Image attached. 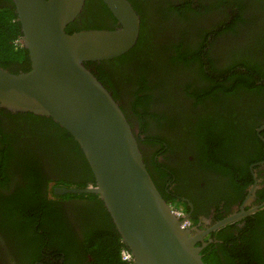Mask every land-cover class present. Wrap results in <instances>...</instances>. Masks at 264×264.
Wrapping results in <instances>:
<instances>
[{"label": "flooded vegetation", "instance_id": "obj_1", "mask_svg": "<svg viewBox=\"0 0 264 264\" xmlns=\"http://www.w3.org/2000/svg\"><path fill=\"white\" fill-rule=\"evenodd\" d=\"M129 1L140 16L138 39L143 35V40L151 38L153 42L154 38L157 46L155 56L144 63L142 58L147 57L142 52V46L140 51H133L134 45L116 57L89 62L87 66L119 102L138 139L146 166L163 197L184 210L190 222L191 235L199 236L205 231L201 239L196 241V245L201 247L202 258L204 253L209 264H264V128L261 129L264 125V103L254 116L259 118L261 124L256 123L252 129L254 133L250 135L252 138L255 135L259 142L238 144L234 149L237 159H233L234 154L230 157L233 162L230 167L236 170L215 171L202 167L198 171L195 163L198 157L194 158L193 146L189 145H193L189 124L195 122L193 118L200 114L202 117L203 111L195 115L187 113L192 119L190 120L183 109L190 112L188 106L191 103H187L185 90L194 87L200 91V86L205 87L207 80L202 75H196L195 71L191 73L192 68H198L200 63L186 69L172 66L174 69H170L167 77L170 73H175L177 81L167 90L168 82L167 79L163 80L161 72L162 61L174 55L176 49H205L208 44V50L212 47V56L215 53V66L219 67L227 62L230 53L228 51L223 55L220 37H224L227 41L224 44L227 45H232L228 40L234 38L250 43L249 37L254 35L255 26L239 22L236 32L229 29L226 33L222 32V35H214L217 29L227 25L232 19L231 6L225 7L219 2L207 12V8H212L211 2L218 0H193L194 4H191L190 9H185L182 15L172 5L181 7L189 0ZM7 6L13 10V16H7L9 23H16L19 28V34L12 44L13 51L17 52L19 48L25 49L21 44V26L13 0H0V8L5 10ZM244 16L250 19L249 12ZM162 25L167 30L162 32ZM116 26L117 20L103 0H85L82 10L68 23L66 29L67 32H73L81 29H113ZM232 47L240 48L244 45L236 42ZM7 60L11 62L4 67L0 66L13 73L26 71L30 67L26 49L21 60ZM205 60L203 57V65ZM143 76H146V81ZM198 109L204 110L205 105ZM42 116L0 106V144L4 143L5 134L8 138L13 136L21 141L18 150L12 153L14 158L9 159L11 165L5 171L6 181H2L0 177V198L22 194L28 184L34 187L37 192L33 194L43 198L40 203L50 202L54 205L50 210V217L55 220L59 217L66 219V225H62L60 230L63 236H58V240L71 250L68 249L69 253L61 250L52 252L41 245L39 254L33 255L25 243L10 245L4 224L7 220L2 212L3 207L0 206V264H107V255L101 257L99 254L94 256L93 252L91 255L88 253L89 246L95 241L108 240L114 244L116 240L110 237L111 231L119 235L110 216H105V207L99 210L96 208L100 200L98 195L99 200H96L87 196L95 193L55 192L56 187L94 185L91 169L89 165L85 167L77 160L79 154L73 153V147L69 146V141L64 136V128ZM177 116L178 119L175 118ZM21 123L25 125L22 129L24 140L21 135L16 134V126ZM241 131L248 132L249 129L245 127ZM177 132L181 135H176ZM182 136L184 144L180 142ZM12 144L17 146V143ZM30 162L36 170L28 175L26 168ZM193 164L194 168L191 167ZM88 176L93 179L86 181ZM33 178L39 179L32 182ZM61 179L67 182L60 181ZM254 184L256 186L252 195L248 197ZM239 189L244 190L243 198L238 197ZM241 206L244 211L251 208L254 210L210 230L219 221L239 213ZM9 225L23 227L22 219L15 217ZM41 225L47 228L46 224ZM36 226L39 225L30 224L28 228ZM21 236L28 240L25 231ZM44 237L48 241L49 238L46 235ZM36 243L40 244L41 240L37 239ZM123 249L128 250L134 260L128 247ZM119 261L120 264H133V261L127 263L121 257Z\"/></svg>", "mask_w": 264, "mask_h": 264}, {"label": "water", "instance_id": "obj_2", "mask_svg": "<svg viewBox=\"0 0 264 264\" xmlns=\"http://www.w3.org/2000/svg\"><path fill=\"white\" fill-rule=\"evenodd\" d=\"M103 1L118 26L67 32L85 0H13L30 67L13 73L0 66V106L49 117L72 135L94 185L55 192L97 194L133 264H206L196 245L205 231L195 236L182 226L187 215L178 217L163 197L119 102L87 66L128 51L139 36L140 16L129 0ZM253 210L241 206L210 230Z\"/></svg>", "mask_w": 264, "mask_h": 264}, {"label": "trees", "instance_id": "obj_3", "mask_svg": "<svg viewBox=\"0 0 264 264\" xmlns=\"http://www.w3.org/2000/svg\"><path fill=\"white\" fill-rule=\"evenodd\" d=\"M218 2L221 3V5H225V7L231 6L230 8L232 11L230 15L232 19L227 25H223L221 28L217 29L214 35H222V32L225 31L226 33L229 29L234 33L236 32L239 22H243L247 25L255 26L253 40H251L250 43H247L248 41L243 43L241 39L234 38L229 40L232 42V45L222 44L224 48H233V50L229 51L227 62L223 65H219V67L215 66L216 57L215 53L212 56V47L210 50L207 49L209 44L205 49L202 47L188 48L189 50L185 49L184 51L176 49L175 54L169 56L168 59L162 61L160 58L159 60L162 61L161 72L163 73V80L167 79V73L170 69H174L171 68L172 66L176 69H186L189 66L195 67L196 63H200L198 68H192L191 73L195 71L194 73L196 75H202L207 80V85L205 87L204 85L202 87L200 86V91L194 87L187 88L185 93H187V103H191L190 106H188L190 112L187 109H183V112L186 113L185 115H187L189 119L190 116L187 113H193L195 115V113L203 111L202 117L200 114L199 117L193 118L195 122L189 124V135L193 140V145H189L191 147L193 146L192 149L195 153L194 158L198 157L195 162L197 165L196 170H202L203 167V169L207 170L223 171V169H226L229 172H233L236 169L230 167V163L233 164V162L230 161V157L234 154L233 159H237L234 150L236 146L243 142H259V139L255 135L253 138L250 135L254 133L252 129L255 127V124L259 123V118L254 116L257 115L264 103V0H218L217 2H211L212 8H207L205 4V11L206 8L207 12L211 11L209 9H213ZM192 3L194 4V1L189 0V2L187 1L184 3V6L178 7L172 5V8H175L178 14L182 15L185 9H190ZM207 12H205V14H207ZM247 12L250 13V19L244 16L245 14L247 16ZM10 15L13 16L12 8L9 6L5 7V10L0 8V65L3 67L11 62V60L7 59L21 60L23 55H25V49L23 48H19L17 52L13 51V40H15L19 34V28L16 23H9L8 17H10ZM143 18L144 17H142V20ZM68 32L71 31L68 30ZM217 38L218 37H216V39ZM143 39L144 37L141 35L133 51H140L142 46V52H144V56L147 57L142 58V61L145 63L152 60L151 56H155L157 46L154 42L150 43L148 39ZM236 42L241 45L243 44L244 47H232ZM227 53L228 51L224 52V54ZM203 57L206 59L204 62V65H206L205 69L202 64ZM143 79L146 81V76H143ZM182 92H184V90ZM204 105V110L198 109ZM175 118L178 119V116ZM241 126L243 128H248L249 131H241V129L243 130ZM65 131L66 135L64 134V136L69 141V146L71 148L73 147V153L78 152L79 154L80 159L76 157L77 160L81 165L88 167L79 145L72 135L67 130ZM18 134L23 138V132H19ZM178 135H181V133H178ZM18 140V138L13 136L8 138L7 134L3 136L4 143L0 144V177L2 181H6L5 171L8 165H11L9 159L15 156L12 153L18 150ZM20 142L21 141H19V143ZM180 142L184 144L185 141L183 136L180 138ZM12 143L17 146H14ZM26 144L28 146V143ZM31 157H33V155ZM194 166L195 164L191 167L194 168ZM34 170L36 169H33L30 162L26 168V172L30 175L31 171ZM38 179L33 178L31 181L35 182ZM92 179L93 177L91 178V176H88L85 180L90 181ZM60 181L67 182L62 179ZM77 185L81 186L83 184ZM27 186L28 187L22 194H11L13 196L6 195L4 198H0V206L3 207L2 212L5 214L7 220V222L4 221V224H6L7 242L14 246L25 243L30 247V253L33 255L39 254L41 245L51 249L52 252L61 250L69 253L71 249H69L67 245H61V243H59L60 240H58V236L59 238L63 236L60 234V230L62 225H66V219L64 217L62 219L60 217L56 220L52 219L50 217V210L54 205L50 202H46V204L40 203V200L43 198L33 194L37 192L34 187L29 184ZM237 193L239 194V198L244 197V190L239 189ZM82 195L84 196V194ZM87 196L99 200L97 199V194H88ZM98 203L99 205L96 206L98 210L104 208L102 201L99 200ZM172 204L179 208L177 204ZM105 216L107 217L109 214L106 212ZM15 217L22 219L23 227L9 225ZM43 223L47 225V228L41 225ZM30 224H38L39 226L28 228ZM12 228L20 230V233H10ZM40 230L42 232H39ZM23 231L27 233L28 240L21 236ZM45 235L49 238L48 241L45 240ZM87 237L88 236H86V238ZM110 237L116 240L114 244L110 243L108 240L107 242L95 241L89 246L88 253L91 255L93 252L94 256L99 254L101 257L107 255V264H120V251L125 248L126 245L122 242L120 236L112 231ZM37 239L41 240L40 244L36 243ZM96 258L99 259L98 256H96ZM203 260L206 264H209L207 263L204 253Z\"/></svg>", "mask_w": 264, "mask_h": 264}, {"label": "rangeland", "instance_id": "obj_4", "mask_svg": "<svg viewBox=\"0 0 264 264\" xmlns=\"http://www.w3.org/2000/svg\"><path fill=\"white\" fill-rule=\"evenodd\" d=\"M161 30H162V32L163 31H165V30H167V28H166V26H164V25H162V27H161ZM161 32V33H162ZM250 38V40H253V36H251V37H249ZM150 40V43H152L151 42V38H149ZM159 40H161V37H159ZM229 41V40H228ZM153 42H154V38H153ZM227 41L224 39V37H220V39H219V44H220V47H222V44H224V43H226ZM231 50H233V48H224L223 47V55H224V52L225 51H231ZM174 81H177V75L175 74V73H170L169 75H168V77H167V82H168V86H166V89L168 90L169 89V87H171L172 86V84L174 83ZM176 94V92H174V95ZM25 127V125H24V123H21V125L20 124H18L17 126H16V134H18L19 132H22V129ZM178 133L179 132H177V134L176 135H178ZM19 141H20V139L18 140V144H19ZM10 233H13V234H18V233H20V230H17L16 228H12L11 230H10Z\"/></svg>", "mask_w": 264, "mask_h": 264}, {"label": "built area", "instance_id": "obj_5", "mask_svg": "<svg viewBox=\"0 0 264 264\" xmlns=\"http://www.w3.org/2000/svg\"><path fill=\"white\" fill-rule=\"evenodd\" d=\"M174 212H175V214L178 216V217H180V218H183V217H185V213H184V211L181 209V208H177V207H175L174 206ZM182 226L183 227H186V228H188V227H190V222L188 221V219H184L183 220V222H182ZM121 258L125 261V262H131V260H132V257H131V255H130V253L128 252V250H126V249H123L122 251H121Z\"/></svg>", "mask_w": 264, "mask_h": 264}, {"label": "clouds", "instance_id": "obj_6", "mask_svg": "<svg viewBox=\"0 0 264 264\" xmlns=\"http://www.w3.org/2000/svg\"><path fill=\"white\" fill-rule=\"evenodd\" d=\"M174 206H175V205H174ZM179 208H180V207H179ZM181 209H182V208H181ZM188 228H189V227H188ZM122 250H123V249H122ZM122 250H121V251H122ZM120 257H121V252H120ZM122 260H123V259H122ZM123 261H124V260H123ZM131 261H133V260H131ZM127 263H129V262H127Z\"/></svg>", "mask_w": 264, "mask_h": 264}]
</instances>
